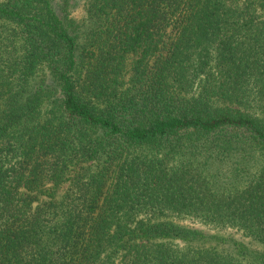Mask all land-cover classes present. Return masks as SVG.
<instances>
[{"label": "trees", "instance_id": "obj_1", "mask_svg": "<svg viewBox=\"0 0 264 264\" xmlns=\"http://www.w3.org/2000/svg\"><path fill=\"white\" fill-rule=\"evenodd\" d=\"M0 264H264V0H0Z\"/></svg>", "mask_w": 264, "mask_h": 264}, {"label": "rangeland", "instance_id": "obj_2", "mask_svg": "<svg viewBox=\"0 0 264 264\" xmlns=\"http://www.w3.org/2000/svg\"><path fill=\"white\" fill-rule=\"evenodd\" d=\"M76 19H80L83 17V11L80 6H77L75 9H73V12L71 13ZM175 220L187 224V225H192V226H197V227H202V229L209 230L208 228L204 227L199 223L198 221H195L191 218L188 217H181V218H175ZM221 235H227L230 236L231 238H234L236 240L242 241L245 244H247L249 247L256 249V250H262L261 246L257 244L256 242L252 241L250 238L246 237L243 235L240 231L227 228L225 230H221Z\"/></svg>", "mask_w": 264, "mask_h": 264}]
</instances>
